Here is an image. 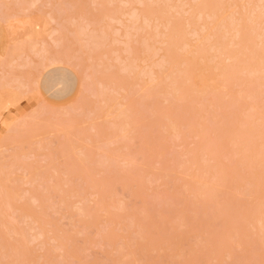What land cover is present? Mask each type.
<instances>
[{
  "label": "rangeland",
  "instance_id": "rangeland-1",
  "mask_svg": "<svg viewBox=\"0 0 264 264\" xmlns=\"http://www.w3.org/2000/svg\"><path fill=\"white\" fill-rule=\"evenodd\" d=\"M3 5L0 264H264V0Z\"/></svg>",
  "mask_w": 264,
  "mask_h": 264
},
{
  "label": "bare ground",
  "instance_id": "bare-ground-1",
  "mask_svg": "<svg viewBox=\"0 0 264 264\" xmlns=\"http://www.w3.org/2000/svg\"><path fill=\"white\" fill-rule=\"evenodd\" d=\"M125 2H127V1H125ZM152 2H153V1H152ZM127 3H128V2H127ZM32 4H33V3H32ZM205 6H206V5H205ZM5 7H6V6H4V5L1 6L2 9H1L0 12H3V14H1V15H3V17H2V16L0 17L1 21H2V20H3L4 22L6 21L5 23L8 24L9 22L11 23L12 21L17 20L16 17H19L18 15H17V16L15 15V16H12V17H11V16L9 15V14L11 13V12H9V10L6 11V13H5L4 11H2ZM7 7H9V8L11 9L10 6H7ZM7 7H6V8H7ZM17 7H18V6H17ZM53 8H54V7H53ZM206 8H207V7H206ZM209 8H210V7H209ZM211 8H212V7H211ZM211 8H210V9H211ZM7 9H8V8H7ZM19 9H20V8H19ZM54 9H55V8H54ZM204 9H205V8H204ZM8 13H9V14H8ZM12 13H13V11H12ZM14 13H15V12H14ZM14 13H13V14H14ZM7 14H8V15H7ZM198 14H199V13H198ZM202 14H203V13H202ZM211 14H212V13H211ZM4 15H5V16H4ZM11 15H12V14H11ZM46 15H47V13H46ZM50 15H51V14H50ZM6 16H7V17L9 16V19L6 18ZM131 16H132V15H131ZM135 16H136V14H135ZM223 16H224V15H223ZM10 17H11V18H10ZM132 17H133V16H132ZM220 17H221V16H220ZM78 18H79V17H78ZM137 18H138V17H137ZM13 19H14V20H13ZM47 19H48V18H46V19L44 18V19H43V22H41V19H38V22L35 21V23H34V22L31 23V22L33 21V20H32L31 22L29 21L30 24H27V25H28V27H29V26H31V27H32V26H33V27L37 26L38 28H41V33H43V31H45V27H46V25L48 24V23H47ZM53 19H54V18H53ZM113 19H114V18H113ZM113 19H112V20H113ZM219 19H220V18H219ZM253 19H254V18H253ZM255 19H256V18H255ZM8 20H9V21H8ZM30 20H31V19H30ZM48 20H52V19H51V16H49V19H48ZM54 20H55V19H54ZM114 20H115V19H114ZM216 20H217V19H216ZM18 21H19V20H18ZM52 21H53V20H52ZM71 21L73 22V20H71ZM146 21H147V20H146ZM233 21H234V20H233ZM251 21H252V20H251ZM4 22H3V23H4ZM29 22H28V23H29ZM48 22H49V21H48ZM79 22H80V20H79ZM82 22H83V21H82ZM86 23H87V22H86ZM23 24H25V23H23ZM31 24H32V25H31ZM45 24H46V25H45ZM59 24L62 25L61 27L64 28V30H65V27H63V26H64L63 23H62V24L59 23ZM79 24H80V23H79ZM248 24H249V23H248ZM27 25H26V26H27ZM55 25H56V24H55ZM60 25H59V26L57 25L59 29H60ZM77 25H78V24H77ZM211 25H212V24H211ZM214 25H215V24H214ZM236 25H237V23H236ZM87 26H89V25H87ZM8 27H9V29L11 28V26H9V25H8ZM33 27H32V30H31V31L33 32V30L36 29V32H37L38 28H37V27L33 28ZM79 27H80V25H78V28H79ZM234 27H235V26H234ZM29 28H30V27H29ZM58 28L56 27V29H55V28L53 27L52 30L50 31V28L47 29V27H46V32H45V33L48 34V32L50 31V33L48 34V37L51 36V35H53V33H54L55 35H56L57 33H59V36H60V37L57 36L58 34H57L56 36L53 35L54 38L50 37V38H51V41H52V39L55 41V38H57V37H59V39H62L63 36H64V38H63L60 42H61V43L63 42V43H64L63 45H65V44H66L65 42L67 41V40H66V36H65V31L60 29V31H61V32H60ZM85 28H86V27H85ZM223 28H224V27H223ZM30 29H31V28H30ZM42 29H43V30H42ZM47 30H48V31H47ZM78 30H79L80 32H82V27H80ZM86 30H87V29H86ZM212 30H213V29H212ZM11 31H12V29H10V33H11ZM38 31H40V29H39ZM32 32L29 33L30 36H33V35H31V34H33V33L35 32V30H34L33 33H32ZM36 32H35L34 34H36ZM62 32H63L64 34H63ZM76 32H77V31H76ZM85 32H86V31H85ZM237 32H238V30H237ZM61 33H62L63 35H61ZM68 33H69V32H68ZM83 33H84V32H83ZM83 33H82V34H83ZM105 33H106V32H105ZM37 34H38V33H37ZM47 34H45V35H47ZM72 34H74V33H72ZM168 34H169V33H168ZM219 34H220V33H219ZM243 34H244V33H243ZM78 35H79V34H78ZM184 35H185V34H184ZM37 36H38V35H37ZM37 36H35V37H37ZM61 36H62V37H61ZM80 36H81V35H79V37H80ZM218 36H219V35H218ZM75 37H76V36H75ZM77 37H78V36H77ZM77 37H76V38H77ZM50 38H49V39H50ZM72 38H73V37H72ZM90 38H91V37H90ZM80 39H81V38H80ZM80 39H79V42H80ZM86 39H87V38H86ZM174 39H175V38H174ZM185 39H186V38H185ZM65 40H66V41H65ZM82 40H83V39H82ZM84 40H85V39H84ZM168 40H169V39H168ZM31 41H32V40H31ZM42 41H43V40H42ZM54 41H52V42H53V43H56V42H54ZM56 41L58 42L59 40L56 39ZM33 42H34V40H33ZM43 42H44V41H43ZM60 42H59V44H60ZM167 42H168V41H167ZM180 42H181V40H180ZM39 43H40V42L38 41V45H39ZM44 43H45V42H44ZM44 43H42L43 45H42V44L39 45V46H41L39 50H41V49L43 48ZM47 43H49V41H48ZM174 43H176V42H174ZM183 43H184V42H183ZM189 43H190V42H189ZM34 44H36V42H35ZM34 44H33L32 46H34ZM50 44H51V43H50ZM219 44H220V43H219ZM12 45H13V44H12ZM186 45H187V44H186ZM8 46H9V45H8ZM54 46H58V43H57V45H54ZM60 46H61V45H60ZM35 47H36V46H35ZM35 47H34V48H35ZM47 47H48V45H47ZM47 47L45 46V48H47ZM63 47L65 48V46H63ZM63 47H62V48H63ZM173 47H174V46H173ZM180 47H181V46H180ZM180 47H179V48H180ZM184 47H185V46H184ZM196 47H197V46H196ZM9 48L11 49V47H9ZM9 48H8V49H9ZM32 48H33V47H32ZM45 48H44V49H45ZM48 48H49V47H48ZM48 48L45 49V50L42 49L43 51H45V53H44V52H41V53H43V57H42L43 59H42V60H44V62H46V65H49V64H58V63H67V62H70V63H71V56H70V55H67V54H69V53H67V54L59 53L60 51H64L65 49L67 50V47H66L65 49L63 48V50H62V49H61V50L58 49V50H59L58 52H55V51H52V52H51V51L49 50V49H51V48H49V49H48ZM54 48H55V47H54ZM59 48H60V47H59ZM86 48H87V47H86ZM17 49H18V48H17ZM52 49H53V47H52ZM52 49H51V50H52ZM15 50H16V49H15ZM39 50H37V52H38ZM42 50H41V51H42ZM48 50H49V51H48ZM198 50H199V49H198ZM263 50H264V49H263ZM9 51H10V50H9ZM16 51H17V50H16ZM19 51H20V50H19ZM31 51H32V50H31ZM46 51H47V52H46ZM56 51H57V50H56ZM173 51H174V50H173ZM193 51H194V50H193ZM195 51H196V50H195ZM199 51H200V50H199ZM10 52L12 53V51H10ZM181 52H183V51H181ZM184 52H185V51H184ZM187 52L189 53V51H187ZM7 53H9V52H7ZM38 53H40V51H39ZM41 53H40V55H42ZM65 53H66V52H65ZM76 53H77V52H76ZM262 53H263V52H262ZM5 54H6V53H5ZM12 54H13V53H12ZM12 54H11V55H12ZM44 54H45V55H44ZM195 54H196V53H195ZM195 54H194V55H195ZM14 55H15V54H14ZM17 55H18V54H17ZM189 55H190V54H189ZM196 56H197V55H196ZM206 56H207V55H206ZM233 56H234V55H233ZM252 56H253V55H252ZM252 56H251V57H252ZM37 57H38V56H37ZM44 57H46V58H45L46 60L44 59ZM190 57H192V56H190ZM190 57H189V59H190ZM197 57H198V56H197ZM197 57L195 58V60L197 59ZM254 57H255V56H254ZM24 58H25V57H24ZM186 58H187V56H186ZM193 58H194V57H193ZM0 59H1V58H0ZM179 59H180V57H179ZM252 59H253V58H252ZM39 60H41V59L39 58ZM42 60H41V61H42ZM143 60H144V59H143ZM185 60H186V59H185ZM187 60H188V59H187ZM197 60H199V59H197ZM242 60H243V59H242ZM261 60H262V59H261ZM47 61H48V64H47ZM174 61H176V60H174ZM247 61H248V60H247ZM247 61H246V62H247ZM250 61H252V60H250ZM255 61H256V58H255ZM9 62H10V61H9ZM11 62H13V61H11ZM30 62H31V61H30ZM188 62H189V60H188ZM191 62H192V61H191ZM195 62H197V61H195ZM195 62H194V63H195ZM198 62H199V61H198ZM260 62H261V61H260ZM24 63H25V62H24ZM194 63H193V64H194ZM235 63H236V61H235ZM29 64H30V63H29ZM78 64H79V62H78ZM178 64H179V63H178ZM193 64H192V68H194V67H193L194 65L196 66V64H194V65H193ZM249 64H250V63H249ZM26 65H27V64H26ZM30 65H31V64H30ZM69 65H70V64H69ZM76 65H77V63H76ZM76 65H75L74 67H76ZM198 65H199V64H198ZM241 65H242V64H241ZM260 65H261V64H260ZM28 66H29V65H28ZM244 66H245V65H244ZM254 66H256V65H254ZM254 66H251V67H254ZM21 67H22V66H21ZM44 67H46V66H44ZM77 67H78V66H77ZM198 67H199V66H198ZM241 67H242V66H241ZM24 68H25V67H24ZM196 68H197V67H196ZM248 68H249V67H248ZM188 69H189V68H188ZM239 69H240V68H239ZM242 69H243V68H242ZM250 69H251V68H250ZM256 69H257V68H256ZM124 70H125V69H124ZM189 70H191V69H189ZM193 71H194L193 73H195V69H193ZM237 71H238V70H237ZM260 72H261V71H260ZM79 73H81V72H79ZM250 73H251V72H250ZM85 74H87V73H85ZM195 74H196V73H195ZM38 75H39V74H38ZM83 75H84V74H83ZM81 76H82V75H81ZM254 76H255V75H254ZM5 77H6V76H5ZM87 77H89V76L86 75V78H87ZM20 78H21V77H20ZM20 78H19V79H20ZM194 78H195V77H194ZM22 79H23V78H22ZM15 80H16V79H15ZM80 81H81V85H82L83 87H84V85L88 84V83H84L85 80H84V77H83V76H82V80H80ZM19 82H20V83H19ZM19 82H18L19 84L22 83L21 81H19ZM201 83H202V82H201ZM24 84H27V82L24 83ZM13 87H14V86H13ZM34 87H35V85H34ZM88 87H89V86H88ZM4 88H5V87H4ZM16 88H17V87H16ZM24 88H25V87H24ZM6 89H7V87H6ZM17 89H18V88H17ZM36 89H37V88H36ZM79 89H80V88H79ZM87 89H90V87L87 88ZM110 89H111V87H110ZM29 90H30V89H29ZM85 90H86V89H85ZM90 90H91V89H90ZM83 92H84V91H83ZM4 93H5V92H4ZM100 93H101V92H100ZM100 93H99V94H100ZM9 94H10V93H9ZM101 94H102V93H101ZM17 97H18V96H17ZM82 97H84V96H81V94H79L78 98L80 99V98H82ZM97 97H98V96H97ZM11 98H12V97H11ZM12 99H13V98H12ZM14 100H15V99H14ZM6 101H7V100H6ZM9 101H11V100H9ZM9 101H7V103L5 102L6 104L4 103V106H3V107L8 106V104L10 103ZM95 103H96V102H95ZM72 104H73V103H72ZM2 105H3V104H1L0 107H1ZM234 105H235V104H234ZM41 108H43V107H41ZM61 109H62V108H61ZM70 110H71V109H70ZM39 112H41V111H39ZM42 112H43V111H42ZM69 112H70V111H69ZM26 114H27V113H26ZM42 114H43V113H42ZM232 114H233V113H232ZM167 115H168V114H167ZM170 116H171V114H170ZM26 117H27V116H26ZM28 118L30 119V117H28ZM28 118H27L26 120H28ZM32 118H34V117H32ZM32 118L30 119V121L32 120ZM89 118H91V117H89ZM89 118H88V119H89ZM26 120H24V121H26ZM36 120H37V119H36ZM39 120H40V119H39ZM39 120H38V121H39ZM30 121H28V122H30ZM40 121H41V120H40ZM18 122H19V121H18ZM21 122H22V121H21ZM31 122H32V121H31ZM41 122H42V121H41ZM44 122H45V121H44ZM16 123H17V122H16ZM47 123H49V122H47ZM23 124H24V122H23ZM27 124H28V123H26V125H27ZM29 124H31V123H29ZM9 125H10V124H9ZM12 125H13V124H12ZM16 125H19V123H17ZM16 125H15V126H16ZM97 125H98V124H97ZM216 125H217V124H216ZM15 126H14V127H15ZM17 127H18V126H17ZM22 127H23V126H22ZM9 128H10V127H9ZM19 130H20V129H19ZM21 130H23V129H21ZM17 131H18V130H17ZM15 132H16V131H15ZM3 133H4V132H3ZM5 133H6V132H5ZM0 192H1V191H0ZM11 254H12V253H11Z\"/></svg>",
  "mask_w": 264,
  "mask_h": 264
}]
</instances>
